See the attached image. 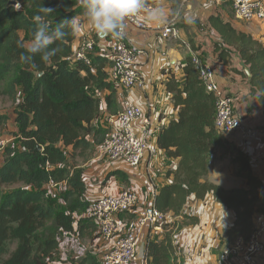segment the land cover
<instances>
[{
    "label": "trees",
    "instance_id": "16d2710c",
    "mask_svg": "<svg viewBox=\"0 0 264 264\" xmlns=\"http://www.w3.org/2000/svg\"><path fill=\"white\" fill-rule=\"evenodd\" d=\"M164 1L174 11L180 3ZM43 6L54 9L46 17L52 27L63 19L87 20L79 0H0V93L13 102L9 114H0V128L13 125L14 130L9 131L18 140V146L4 150L0 162V264H101V257L93 252L76 257L63 252L74 239L83 242L100 237L86 216L90 202L84 199V171L79 160L93 158L110 132L107 126L96 124L102 118L103 100L107 111L115 115L117 86L109 80L111 64L98 47L91 66L70 59L77 37L71 29L64 41L52 45L59 51L50 61L22 59L28 55L35 16H43L39 12ZM205 29L214 31L221 40L214 46L215 61L226 65L234 54L250 74V107L240 119L256 109L264 113V44L251 34L236 31L219 16L210 17ZM95 43H100L97 35ZM167 91L178 117L161 128L156 145L169 159L178 160V166L168 172L173 182L161 187L155 196L154 207L173 219L163 230L179 231L198 223L195 216L186 213V207L191 199L212 197L233 212L228 232L231 240L249 239L256 216H264V183L254 174L252 156L216 130L215 97L205 90L191 57L183 66V78L169 82ZM105 92L109 94L103 97ZM229 96L236 103L237 97ZM255 130L264 139V125ZM38 147L42 151L33 152ZM220 150L229 152L242 187L228 190L209 181L212 155ZM178 260L170 234L149 241L145 247L147 264H179Z\"/></svg>",
    "mask_w": 264,
    "mask_h": 264
},
{
    "label": "crops",
    "instance_id": "0c3cea01",
    "mask_svg": "<svg viewBox=\"0 0 264 264\" xmlns=\"http://www.w3.org/2000/svg\"><path fill=\"white\" fill-rule=\"evenodd\" d=\"M262 1L264 2V0ZM156 6L163 7L168 13L166 23H146L147 30H137L127 26L128 39L138 48L145 50L148 55L139 63V72L145 82V89L124 91L116 87L114 91L115 115L123 110L126 102H130L143 110L144 117L158 116L162 126H168L176 120L178 109L175 108L172 95L167 91V84L180 82L183 78V66L186 59L192 56L188 50L190 47L193 52L202 55L203 60L214 65L216 83L228 95L237 97V114L240 117L245 116L251 100L247 92L250 74L244 63L234 54L228 59L229 62L226 65L215 61L214 46L219 44L221 40L214 31H207L205 24H208L210 17L219 16L230 22L236 31L251 34L264 44V23L239 20L235 16L231 4L226 0H180L175 11L164 0L154 5V7ZM168 24H174L180 29L182 39L186 43L185 46L181 43L168 42L162 38L161 30ZM87 26H91V24L85 20L84 28ZM75 32L77 37L73 50L76 49L82 34L80 31ZM110 43V36L100 39L98 45L100 51L105 53V49ZM108 94L109 92H105L103 97ZM243 99H246L247 102L241 103ZM110 116L112 114L107 111V105L103 100L102 118L96 125L106 127L107 119ZM243 121L246 126L254 129L264 125L263 110L256 109ZM227 140L252 156L254 174L261 178L264 183V162L256 158V142H241L236 135ZM224 151L226 150L216 151L212 155V168L208 179L211 183L224 189L240 188L244 183L235 177V169L230 165V155L224 156L221 153ZM177 166L178 160L169 159L161 150L156 156H147L136 168H130L121 161L102 162L98 158L97 151L93 158H88L83 164H80L84 171V199L89 200L91 204L105 196L132 191L139 196L141 207H153L158 190L173 182V178L168 176V172L176 170ZM114 172L118 174L109 177V174H114ZM122 175L124 177H121ZM51 188L55 189L53 186ZM186 213L195 216L198 223L184 226L176 235V240L173 238V233V246L181 255V263L220 264L219 253L233 242L232 237L228 235L232 225L233 212L226 210L212 197H207L204 201L191 199L186 207ZM166 218L167 221L173 220L171 214L166 215ZM181 219L177 218L176 220L180 222ZM121 220L125 232H139V260L134 264H147L145 261L147 243L164 236L167 232L155 230L152 227L139 228L136 214L123 215ZM84 241L90 246L87 247L90 252L92 251L100 257L116 244L115 239L105 243L100 237L93 241ZM79 244L80 242L74 239L63 253L65 254L66 251L75 257L84 253ZM81 259L79 258L78 262ZM260 264H264V255L260 259Z\"/></svg>",
    "mask_w": 264,
    "mask_h": 264
},
{
    "label": "built area",
    "instance_id": "2783aa9c",
    "mask_svg": "<svg viewBox=\"0 0 264 264\" xmlns=\"http://www.w3.org/2000/svg\"><path fill=\"white\" fill-rule=\"evenodd\" d=\"M231 4L235 16L244 22L264 23V2L262 0H226ZM154 5H146L140 13L147 14ZM76 31L82 32L80 41L70 59L91 66L96 54V33L92 26L84 28V19H78ZM127 26L137 30H147L148 26L135 16L127 20ZM162 38L168 42L181 43L185 46L180 29L168 24L161 30ZM100 49V48H99ZM191 53L192 64L203 83L205 90L214 95L216 103L215 128L226 137L238 136L241 142H256V158L264 162L263 135L244 124L235 112L236 103L215 80L214 65L203 60L199 54ZM105 58L110 62L109 80L124 91L144 90L145 82L139 72L141 59L147 52L135 46L127 37V29L120 39L111 37L110 45L105 49ZM106 126L110 132L105 136L98 150L102 162L121 161L130 168L138 167L147 156H156L159 149L157 136L162 123L158 116L144 117L143 110L126 102L122 111L107 119ZM10 140L0 136V156L9 146ZM136 214L139 228L152 227L163 230L167 223L166 215L153 207H141L139 196L132 191H123L119 195H110L93 201L86 216L96 225L100 238L108 243L116 240L115 246L101 256V264H134L139 260L138 231L125 232L121 217ZM264 216L255 218V229L249 239L237 238L226 246L219 255L220 264H260L264 255Z\"/></svg>",
    "mask_w": 264,
    "mask_h": 264
},
{
    "label": "clouds",
    "instance_id": "9594fccd",
    "mask_svg": "<svg viewBox=\"0 0 264 264\" xmlns=\"http://www.w3.org/2000/svg\"><path fill=\"white\" fill-rule=\"evenodd\" d=\"M83 8V15L87 18L96 35L101 38L112 37L120 39L127 29V20L133 16L144 23L164 24L168 13L161 6L153 7L147 14L140 13L146 8L145 0H79ZM36 15V28L33 38L28 45L22 59L32 61L39 57L41 61L48 62L59 51V47H52L54 42H62L69 35V29L74 33L78 27L77 17L63 19L52 27L46 17L54 12L53 8L41 7ZM191 22V21H189Z\"/></svg>",
    "mask_w": 264,
    "mask_h": 264
},
{
    "label": "rangeland",
    "instance_id": "374dc122",
    "mask_svg": "<svg viewBox=\"0 0 264 264\" xmlns=\"http://www.w3.org/2000/svg\"><path fill=\"white\" fill-rule=\"evenodd\" d=\"M13 109V102L8 98V97H5L3 96L1 93H0V114H9L11 112V110ZM13 131L14 130V126L13 125H9L8 127H4V128H0V136H2L3 138L7 139V140H10V143H9V147H16L18 146V140H16V138H14V136L10 133V130ZM4 153V152H3ZM224 156L226 155H230L228 151H224V152H221ZM3 154L0 156V158L3 159ZM231 158V157H230ZM1 160V159H0ZM86 160L84 159H80L79 160V163H84ZM230 165L232 166L231 164V159H230ZM233 167V166H232ZM234 168V167H233ZM178 221V220H177ZM170 222V221H168ZM182 222V219L181 221ZM187 224V223H186ZM179 231H176L175 230H168L166 234H170L171 237L173 236V233H174V236L173 238L176 240V235L178 234ZM79 246L81 247L82 250H84V252H90V250L87 248V247H90L88 246V244L83 241V242H80ZM10 250H14V246L10 247ZM92 252V251H91ZM176 255L178 257V262L179 264H182L181 263V255L179 254V251L177 250L176 248ZM220 255V253H219ZM218 255V256H219ZM7 258V257H6ZM218 260H219V257H218Z\"/></svg>",
    "mask_w": 264,
    "mask_h": 264
},
{
    "label": "water",
    "instance_id": "95a60500",
    "mask_svg": "<svg viewBox=\"0 0 264 264\" xmlns=\"http://www.w3.org/2000/svg\"><path fill=\"white\" fill-rule=\"evenodd\" d=\"M11 5L13 6H17V3L16 2H12ZM99 38V37H98ZM101 39V38H99ZM42 74H39L37 77H40ZM42 151V147H38L36 148L33 152H41Z\"/></svg>",
    "mask_w": 264,
    "mask_h": 264
}]
</instances>
